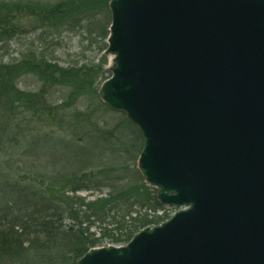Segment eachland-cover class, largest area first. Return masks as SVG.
Masks as SVG:
<instances>
[{"label": "water", "instance_id": "water-1", "mask_svg": "<svg viewBox=\"0 0 264 264\" xmlns=\"http://www.w3.org/2000/svg\"><path fill=\"white\" fill-rule=\"evenodd\" d=\"M99 96L168 220L76 264H264V0H111Z\"/></svg>", "mask_w": 264, "mask_h": 264}, {"label": "trees", "instance_id": "trees-1", "mask_svg": "<svg viewBox=\"0 0 264 264\" xmlns=\"http://www.w3.org/2000/svg\"><path fill=\"white\" fill-rule=\"evenodd\" d=\"M110 1L0 0V43L25 28L40 39L80 28L106 41ZM105 63L64 68L31 45L18 61H0V264H75L92 247L126 244L170 217L138 168L136 126L103 102L89 110L111 76ZM27 75L39 91L19 88ZM57 86L68 96L52 122L43 101ZM78 100L86 111L73 108Z\"/></svg>", "mask_w": 264, "mask_h": 264}, {"label": "rangeland", "instance_id": "rangeland-1", "mask_svg": "<svg viewBox=\"0 0 264 264\" xmlns=\"http://www.w3.org/2000/svg\"><path fill=\"white\" fill-rule=\"evenodd\" d=\"M105 43H107V40L102 41L100 37L89 36L84 33L83 30H80V28L73 31L52 32L44 37V39H40L39 31L25 28L22 34L15 35L4 44L0 43V46L6 47L5 50L0 49V61L3 63L18 61L22 58L23 52L31 45L39 49V51L41 50L44 52L49 60L64 68L71 66L80 67L86 64L89 66L94 65V68H98V71L100 64L106 58L107 63L102 65L101 70H108V72L111 73L109 69L110 56L106 55V49H103L105 48V46H103ZM41 85L42 84L32 75L23 77L18 83L20 89L36 92L40 90ZM67 96L68 91L61 86L54 87L50 89V91H47V95L45 94L43 102L48 108L46 113L52 110V112H50V114H53L52 122H55L57 119L56 116H58V113L61 111V108H58V106L64 104ZM87 100L89 101V110L93 111L99 108L98 101L103 102L99 93L97 97H90ZM83 102L82 100H78L73 103V108L86 111L88 106H83ZM55 111L57 113H53ZM104 193H106V191H104L103 194ZM81 194L93 198L90 193L83 192ZM174 212H169V214L173 215Z\"/></svg>", "mask_w": 264, "mask_h": 264}, {"label": "bare ground", "instance_id": "bare-ground-1", "mask_svg": "<svg viewBox=\"0 0 264 264\" xmlns=\"http://www.w3.org/2000/svg\"><path fill=\"white\" fill-rule=\"evenodd\" d=\"M165 206H167V205H165ZM167 207L169 208L168 211H169L170 213H171V212H174V211L177 209V207H175V206H167ZM174 213H175V212H174ZM174 213H173V214H174ZM134 235H135V234H134ZM132 238H133V237H132ZM132 238H131V239H132ZM127 243H128V242H127ZM127 243H126V244H127ZM126 244H123V245H126ZM109 245H114V244H104V245H102V246L92 247L91 249H93V248L106 247V246H109ZM123 245H121V246H123ZM115 246H120V245H115ZM89 250H90V249H89ZM89 250H88V251H89ZM88 251H87V252H88ZM87 252H86V253H87ZM86 253H85V254H86ZM85 254H84V255H85ZM84 255H82V256H84ZM82 256H81V257H82ZM81 257H80V258H81ZM80 258H78L77 261H78ZM77 261H76V263H77ZM76 263H75V264H76Z\"/></svg>", "mask_w": 264, "mask_h": 264}]
</instances>
